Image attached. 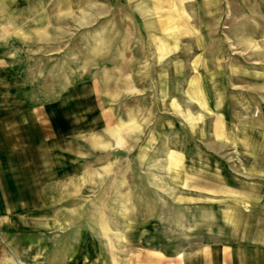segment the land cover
Returning a JSON list of instances; mask_svg holds the SVG:
<instances>
[{"label": "rangeland", "instance_id": "rangeland-1", "mask_svg": "<svg viewBox=\"0 0 264 264\" xmlns=\"http://www.w3.org/2000/svg\"><path fill=\"white\" fill-rule=\"evenodd\" d=\"M40 1L52 9L30 10L25 25L17 14L0 24V63L30 97L58 100L60 114L86 116L97 95L113 118L93 134L82 117L84 134L59 145V157L75 149L77 167L48 188L60 207L41 226L48 247L19 255L12 241L3 264H159L157 255L179 264V253L240 240L226 215L240 201L211 204L195 183L211 174L199 166L203 154L182 170L171 156L204 145L233 176L264 179V0H187L185 25L164 0ZM220 116L228 127L218 136ZM45 145L44 181L59 164Z\"/></svg>", "mask_w": 264, "mask_h": 264}, {"label": "crops", "instance_id": "crops-1", "mask_svg": "<svg viewBox=\"0 0 264 264\" xmlns=\"http://www.w3.org/2000/svg\"><path fill=\"white\" fill-rule=\"evenodd\" d=\"M43 2L0 0V24H5V19L10 20V15L17 14L15 20L17 19L18 24L25 25L30 10L43 7L52 9V3L44 6ZM187 2V0L163 1L172 9H176L172 10L171 15L179 16L183 25L187 20L184 6ZM55 5L54 8H57V4ZM161 24L166 22L161 21ZM8 25L10 26V21ZM4 63H0V264L4 263L6 253H11L12 241L16 244L19 255L27 248L48 247V242L40 243L43 237L40 233L43 231L41 226L46 220L58 218L60 211L59 201L55 203L56 192L50 194L48 188L56 186L62 180L60 179L62 176L74 174L73 170L77 167L74 147L71 146L73 151L66 149L60 158L59 145H64L65 141L73 145L75 137L84 134L76 130L77 125L82 122L84 125L88 123L94 126L85 133L97 134L96 132L100 130L105 132L107 121L113 118L106 115L96 93L95 108L93 111L86 110L84 112L86 116H74L73 112L69 114V110L66 114H60L61 104L58 100L44 104L36 97H30L18 80L16 72L6 62ZM71 101L73 111L74 104L73 100ZM223 118L224 116L218 117L215 123L214 131L218 136L224 133L225 125L228 127L224 124ZM112 132L113 141L117 145L113 151L116 154L121 153L122 129L116 128ZM44 145L51 148V153L54 152L52 157L56 158L58 155L59 158V164L58 162L54 164L53 177H47L45 181L42 161ZM172 153L173 162L180 165L181 170L182 163L187 167L192 162V153L203 154L199 166L203 170H209L211 174L202 179L197 178L195 183L205 184L204 195L208 196L211 204L218 196L240 201V209L236 214L233 213V219H230L231 214L226 215H229L227 226L229 229L232 228L233 232L241 233V239L220 245L209 244L204 251H195L187 254L189 256L179 253V264H264V179L246 180L233 176L224 166L225 162L218 158L219 155L204 145L181 147L179 151ZM184 182L187 183L186 180ZM69 199L71 200L70 197L67 198ZM33 233L38 234L36 236ZM84 247L87 249L92 247L87 243V238L84 240ZM155 257H159L156 263H166L164 255ZM9 259L10 257L7 263ZM85 262L89 263L90 260L87 259L82 264ZM79 263L74 257L69 261V264Z\"/></svg>", "mask_w": 264, "mask_h": 264}]
</instances>
